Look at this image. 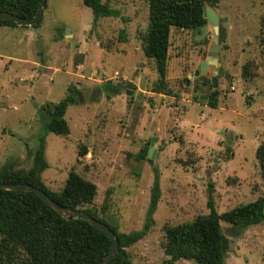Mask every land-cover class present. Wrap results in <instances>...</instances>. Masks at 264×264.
<instances>
[{"label": "rangeland", "instance_id": "obj_1", "mask_svg": "<svg viewBox=\"0 0 264 264\" xmlns=\"http://www.w3.org/2000/svg\"><path fill=\"white\" fill-rule=\"evenodd\" d=\"M108 2L124 20L94 24L82 0H46L37 28L0 27V168L10 163L28 170L44 137V185L59 191L74 169L97 186L92 208L109 205L106 219L122 233L143 228L157 176L153 225L127 249L130 260L194 264L168 262L165 226L208 214L210 195L219 214L264 195L255 159L264 143V0H222L212 8L220 25L215 62L208 23L172 30L168 88L179 98L151 92L154 63L144 58L139 40L148 23L147 0ZM122 29L126 43L117 42ZM110 41L109 50L101 48ZM214 76L216 109L207 101ZM107 81L131 83L132 94L108 95L101 87ZM69 86L89 91V99L67 108L68 136L46 133L41 107L63 100ZM78 143L87 148L85 157H78ZM145 148L153 150L151 165L147 154L139 158ZM220 225L229 239L224 264H264V221L239 231Z\"/></svg>", "mask_w": 264, "mask_h": 264}, {"label": "trees", "instance_id": "obj_2", "mask_svg": "<svg viewBox=\"0 0 264 264\" xmlns=\"http://www.w3.org/2000/svg\"><path fill=\"white\" fill-rule=\"evenodd\" d=\"M41 0H0V13H10L30 19L36 14ZM222 0H147L148 23L140 32L141 50L146 60L153 61L156 79L151 92L179 98L168 88L169 48L172 30L194 31L207 25L203 17L204 7L214 8ZM91 10L93 23L100 18H120L119 10L112 9L108 0H82ZM46 6V4H45ZM42 18L33 28H37ZM0 27H17L14 22L0 19ZM118 43H126L125 31H119ZM260 44L264 46V26ZM113 42L101 48L109 50ZM107 94H119L133 88L131 83L102 84ZM217 76L213 77V90L208 97L212 109L218 106L220 92L217 89ZM199 87H195L198 89ZM79 91L72 86L67 88L66 97L57 104L41 107L45 114L46 133L68 136L69 127L64 118L67 108L77 104ZM45 138L33 154L32 165L28 170L17 169L10 163L0 168V184H30L44 191L59 205L87 213L92 218L106 224L116 234L118 251L109 264H134L127 249L142 240L153 225V216L160 200V185L154 178L150 193V203L145 223L140 231L119 232L117 227L106 219L109 205H102L99 211L92 208L98 189L95 183L84 179L80 174L70 170L63 187L51 191L41 179L47 169L44 159ZM78 157H85L87 148L78 143ZM148 152L145 148L139 158L143 160ZM259 174L264 180V143L255 151ZM187 167V163H182ZM211 194V186L210 191ZM209 196L207 207L209 213L199 215L193 220L164 227V255L169 263L180 260L194 264H224L229 250V239L224 234L220 223L225 222L238 231L264 221V195L255 201L238 205L219 214ZM112 242L108 236L83 220H66L59 213L43 202L35 193L0 190V264H100L109 254Z\"/></svg>", "mask_w": 264, "mask_h": 264}, {"label": "water", "instance_id": "obj_3", "mask_svg": "<svg viewBox=\"0 0 264 264\" xmlns=\"http://www.w3.org/2000/svg\"><path fill=\"white\" fill-rule=\"evenodd\" d=\"M45 4H46V0H41L37 8L36 14L34 15V17L30 19L18 17L10 13H0V19L12 21L15 23L16 26H19V27H32L42 18L43 9L45 7ZM203 17L207 20V23L213 28L214 37H213V44L210 46V49H209L210 50L209 57H210V60L215 62V57H216V53L218 50V42H219V31H220L219 18L216 15L215 11L210 7H204ZM74 45L75 44H73V46ZM206 68H207V62L203 61L199 67V70H201V73H204V70ZM198 74H199L198 71H196L195 76H197ZM126 94L131 95L132 92L127 90ZM89 95H90L89 91L81 90L77 94L78 103L83 104L87 102L89 99ZM153 154H154L153 150L149 149L147 153V162L150 165L152 164L151 160L153 158ZM0 190L35 193L43 202H45L53 210L59 213L64 219L86 221L94 228L104 232L112 242V248L109 254L101 261L100 264H109L116 256L117 251H118V246H119L116 234L106 224L92 218L87 213L79 211V210H73V209L66 208V207L59 205L54 200H52L40 188H37L30 184H15V185L0 184Z\"/></svg>", "mask_w": 264, "mask_h": 264}, {"label": "built area", "instance_id": "obj_4", "mask_svg": "<svg viewBox=\"0 0 264 264\" xmlns=\"http://www.w3.org/2000/svg\"><path fill=\"white\" fill-rule=\"evenodd\" d=\"M233 89H234L233 87L230 88V90H233Z\"/></svg>", "mask_w": 264, "mask_h": 264}, {"label": "crops", "instance_id": "obj_5", "mask_svg": "<svg viewBox=\"0 0 264 264\" xmlns=\"http://www.w3.org/2000/svg\"><path fill=\"white\" fill-rule=\"evenodd\" d=\"M10 28H13V27H10Z\"/></svg>", "mask_w": 264, "mask_h": 264}]
</instances>
